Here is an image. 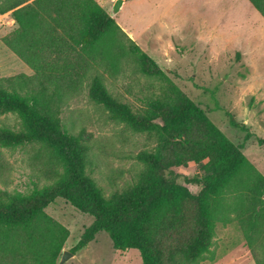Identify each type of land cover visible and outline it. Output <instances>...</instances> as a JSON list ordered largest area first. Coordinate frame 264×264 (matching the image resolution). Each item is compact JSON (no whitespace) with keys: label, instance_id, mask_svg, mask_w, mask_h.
<instances>
[{"label":"trees","instance_id":"trees-1","mask_svg":"<svg viewBox=\"0 0 264 264\" xmlns=\"http://www.w3.org/2000/svg\"><path fill=\"white\" fill-rule=\"evenodd\" d=\"M247 1L264 20V0ZM9 12L17 29L3 43L35 75L0 79V117L19 121L0 126V149L31 147L50 183L0 190V264H57L69 231L45 209L58 199L94 219L72 254L106 232L114 250L138 251L141 264H203L214 258L216 225L236 223L255 264H264V175L95 0H0V15ZM127 69L159 83L137 110L105 85ZM84 92L110 121L155 143L136 156V180L109 197L87 173L92 134L68 130L61 118ZM190 163L199 174L183 181L196 195L176 173Z\"/></svg>","mask_w":264,"mask_h":264},{"label":"rangeland","instance_id":"rangeland-1","mask_svg":"<svg viewBox=\"0 0 264 264\" xmlns=\"http://www.w3.org/2000/svg\"><path fill=\"white\" fill-rule=\"evenodd\" d=\"M95 1L108 14L116 2ZM113 19L264 175V145L256 142L264 140V20L248 1L124 0ZM16 29L11 12L0 15V79L35 75V70L3 43V38ZM105 85L134 110L159 89L156 80L130 69L114 80L107 79ZM85 92L63 109L61 118L68 130L84 128L92 134L94 147L87 173L109 197L136 180L142 170L136 156L152 150L155 143L144 134L110 121ZM231 120L239 127L231 126ZM18 122L12 115L0 117V126L15 128ZM34 154L31 147L0 149V190L29 193L33 184L39 188L49 185L38 171L44 166L43 160L35 159ZM199 171L190 163L176 172L179 183L194 195L199 188L186 184L183 178L190 179ZM45 212L69 231L62 252H70L94 221L62 199ZM213 251V260L203 264H255L236 223L216 225ZM66 264H141V257L136 250H114L109 235L100 232Z\"/></svg>","mask_w":264,"mask_h":264},{"label":"water","instance_id":"water-1","mask_svg":"<svg viewBox=\"0 0 264 264\" xmlns=\"http://www.w3.org/2000/svg\"><path fill=\"white\" fill-rule=\"evenodd\" d=\"M124 4V0H116L115 4L112 7V10L109 14L111 18H113L121 9L122 5ZM74 254L68 251H63L57 264H66V262L70 259L73 258Z\"/></svg>","mask_w":264,"mask_h":264},{"label":"crops","instance_id":"crops-1","mask_svg":"<svg viewBox=\"0 0 264 264\" xmlns=\"http://www.w3.org/2000/svg\"><path fill=\"white\" fill-rule=\"evenodd\" d=\"M245 1V0H244ZM247 1V0H246ZM247 4V2H245ZM249 3V2H248ZM250 4V3H249ZM248 5V4H247ZM251 5V4H250ZM250 7V6H249Z\"/></svg>","mask_w":264,"mask_h":264}]
</instances>
